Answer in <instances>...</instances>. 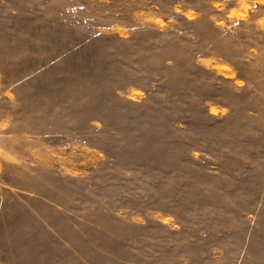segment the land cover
<instances>
[{"label":"rangeland","instance_id":"rangeland-1","mask_svg":"<svg viewBox=\"0 0 264 264\" xmlns=\"http://www.w3.org/2000/svg\"><path fill=\"white\" fill-rule=\"evenodd\" d=\"M0 264H264V0H0Z\"/></svg>","mask_w":264,"mask_h":264}]
</instances>
